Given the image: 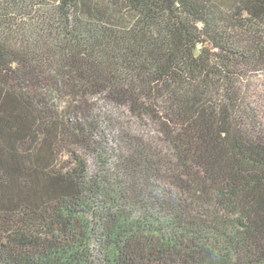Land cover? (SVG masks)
I'll list each match as a JSON object with an SVG mask.
<instances>
[{"label": "trees", "instance_id": "trees-1", "mask_svg": "<svg viewBox=\"0 0 264 264\" xmlns=\"http://www.w3.org/2000/svg\"><path fill=\"white\" fill-rule=\"evenodd\" d=\"M260 74L264 0H0V264H264Z\"/></svg>", "mask_w": 264, "mask_h": 264}, {"label": "rangeland", "instance_id": "rangeland-1", "mask_svg": "<svg viewBox=\"0 0 264 264\" xmlns=\"http://www.w3.org/2000/svg\"><path fill=\"white\" fill-rule=\"evenodd\" d=\"M252 79V78H251ZM255 82L256 92H258L261 97L258 100H255L253 103L255 111H258L260 116L264 119V74L257 75L256 78L252 79V82ZM248 87V83L245 84ZM147 127L146 129H148Z\"/></svg>", "mask_w": 264, "mask_h": 264}]
</instances>
